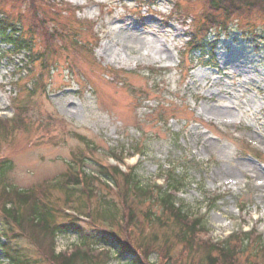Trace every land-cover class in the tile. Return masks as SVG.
I'll list each match as a JSON object with an SVG mask.
<instances>
[{
	"label": "rangeland",
	"instance_id": "rangeland-1",
	"mask_svg": "<svg viewBox=\"0 0 264 264\" xmlns=\"http://www.w3.org/2000/svg\"><path fill=\"white\" fill-rule=\"evenodd\" d=\"M49 2L52 16L45 28L52 33L68 26L60 34L76 33L86 50L62 36L45 48L26 5L0 0V10L34 42L32 54L0 45V119H21L12 134L0 135V160L11 163L3 182L30 191L67 178L72 167L104 186L96 165H114L112 157L124 159L139 150L141 156L125 163L140 160L143 185L168 182L171 174L183 182L176 203L193 218H204L199 239L218 243L251 230L264 238V15L244 16L227 31H206L205 0ZM200 30L198 36L216 49L213 61L186 54ZM158 104L169 109L165 125L158 120ZM110 190L117 196V189ZM64 197L53 193L55 199ZM99 200L89 203L92 216L102 211ZM2 201L0 193V206ZM74 202L69 206L86 213ZM123 216L114 226L127 238ZM90 223L82 225L89 230ZM166 226H142V238L158 236L151 263H161L160 244L171 236ZM5 229L0 210V231ZM13 231L20 237L0 236V264H10L1 247L8 239L22 258L50 264L52 252L38 246L39 237ZM77 243L76 234L61 235L55 251H70ZM170 254L172 264L188 261L176 240ZM131 260L124 256L109 264Z\"/></svg>",
	"mask_w": 264,
	"mask_h": 264
},
{
	"label": "trees",
	"instance_id": "trees-1",
	"mask_svg": "<svg viewBox=\"0 0 264 264\" xmlns=\"http://www.w3.org/2000/svg\"><path fill=\"white\" fill-rule=\"evenodd\" d=\"M205 1L203 20L208 25L206 31L214 28L227 31L231 22L240 20L244 16L251 13L264 15V0ZM21 2L28 8L31 19L39 24L34 31L41 36L45 48L52 49L54 41L62 36L73 47L86 50L87 45L76 38V33L70 36L60 34L61 30L69 29L68 26L65 25L64 29L63 25H59L58 28L61 29L52 33L45 28L46 19L52 16L46 8L50 6L49 0H21ZM17 25L0 10V45L10 46L16 54L23 51L32 54L34 42L22 29L17 28ZM200 32L202 30L196 32V36L187 44L186 54H199L201 62L206 56L211 57L213 61L216 49L211 43L206 42L205 38L198 36ZM168 110L161 104L157 106L158 120L164 122V125L167 122L165 113ZM172 117H175L174 114ZM20 125L21 119L16 116L12 120L0 119V135L12 134ZM0 161L2 189L0 193L4 203L0 206V210L6 227L5 231H0V236L12 234V239H15L20 235L13 229L17 228L21 232L30 230L36 238L39 237L36 240L38 246L46 245L52 252L47 255L50 264H109L114 259L113 251H116L117 258L127 255L132 257L127 264H154L150 262V257L155 250L152 245L157 243L158 236L153 235L148 240L141 237L142 226L147 222L151 224L158 222L162 227L167 224L166 227L170 230L171 236L165 238L159 247L163 253V256H159L160 264H172L170 253L175 240L188 253V261L184 264H264V238L254 232L234 234L221 243L199 239L200 234L205 233L204 218H193L183 206H177L176 194L182 188L183 182L178 177H172V174L169 175L170 179L165 188L143 185L137 175L138 168H130L127 173H123L117 167H106L99 163L96 165V174L115 184L118 189L117 196L112 194L106 183L101 186L98 179L91 175L80 177L79 172L75 173L72 167L67 173V178L55 184H45L30 191H22L3 182L6 172L11 169V163L9 160ZM54 192H62L66 197L64 200L55 199ZM114 197H117L120 203L115 202ZM95 198L100 199L102 211L92 216V209L88 206ZM60 201L64 203L66 209L84 215L87 213L86 216L91 220L88 224L91 229H86L77 217L65 214V208L58 205ZM72 201H78L81 209L86 208V213H82L78 206L70 207L69 203ZM153 208H158L160 214H155ZM121 213L124 215L127 238H124L120 230L115 227L122 219H120ZM96 221H99L100 225L96 224ZM69 234H76L81 245L71 253L57 254L56 239L61 235ZM1 247L5 250L10 264H35L31 260L22 258L19 251L13 248L10 239L1 244ZM100 248H104L102 252L93 254Z\"/></svg>",
	"mask_w": 264,
	"mask_h": 264
}]
</instances>
